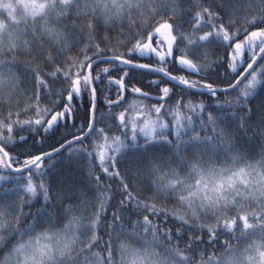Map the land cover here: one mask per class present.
<instances>
[{"label": "snow or ice", "instance_id": "1", "mask_svg": "<svg viewBox=\"0 0 264 264\" xmlns=\"http://www.w3.org/2000/svg\"><path fill=\"white\" fill-rule=\"evenodd\" d=\"M0 264H264V0H0Z\"/></svg>", "mask_w": 264, "mask_h": 264}, {"label": "trees", "instance_id": "2", "mask_svg": "<svg viewBox=\"0 0 264 264\" xmlns=\"http://www.w3.org/2000/svg\"><path fill=\"white\" fill-rule=\"evenodd\" d=\"M77 24L80 28H84V25H85V22L84 21H77ZM127 24V21H125V25ZM86 31V29H85ZM118 31V30H117ZM104 35H111L112 37H115L116 36V32H113L111 34H108L106 32H104L103 30L101 31V38H103ZM127 37H120L121 40H124L126 39ZM115 44V39H112L111 40V43H101V47L104 48V47H110L112 45ZM123 50V49H121ZM78 54V50L77 52H72V53H68V55L70 56H74V55H77ZM222 55V53H221ZM21 59H24L23 57H21ZM215 59V57H209V60H213ZM36 61H34L35 63ZM140 62H146V61H140ZM105 65H101V67H103ZM220 71L222 72L223 69L221 68ZM177 75H188L186 72H178V73H175ZM214 77V72L211 73ZM134 75H136L137 77H139V73H134ZM150 78H155V77H150ZM190 79H198V77L196 76H190L189 77ZM106 79V78H105ZM135 82V81H134ZM143 83L145 85H147L148 81L147 79H145L143 81ZM57 89L60 87L59 84L56 85ZM111 96L112 98H115V89L113 88L112 92H111ZM129 99L131 100L132 98L129 97ZM196 100H205L207 101V96H196L195 97ZM87 102V97L85 96V103ZM76 105H79V101H75L74 102ZM47 104V101H42V106L46 105ZM100 107H101V110H104V103H103V97L100 98ZM81 112H82V109H81ZM80 119H77L76 120V123L77 125H79L80 123ZM23 134H27V133H23ZM71 137H69L70 139ZM87 143V142H85ZM74 147H79V145H75ZM68 157V150L66 149L63 153L62 156L60 157H56L54 159V161H52L51 163H54V168L52 169V172H51V176L53 178V181L56 182V181H63L65 179H68L69 178V174L71 173V179L75 180L76 182H78L79 184L81 185H88V179H87V172L86 170L82 171L80 169L77 168L76 166V163H75V160H76V157H73L72 161H69V159L67 158ZM50 163L49 161H45V164H48ZM82 164L85 165L86 167V164L87 162L86 161H81ZM104 183H108L109 181L107 180V178L104 179L103 181ZM92 187L94 188L95 185H92ZM27 211V209H25ZM227 237L226 236H221L220 237V240L223 241L224 239H226Z\"/></svg>", "mask_w": 264, "mask_h": 264}]
</instances>
